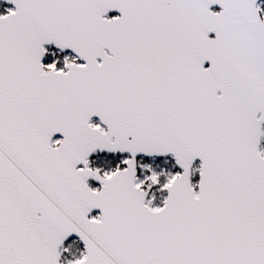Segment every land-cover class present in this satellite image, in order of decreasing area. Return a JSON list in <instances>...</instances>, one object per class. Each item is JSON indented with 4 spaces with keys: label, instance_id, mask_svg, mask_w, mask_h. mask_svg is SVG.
I'll return each mask as SVG.
<instances>
[{
    "label": "snow or ice",
    "instance_id": "obj_1",
    "mask_svg": "<svg viewBox=\"0 0 264 264\" xmlns=\"http://www.w3.org/2000/svg\"><path fill=\"white\" fill-rule=\"evenodd\" d=\"M0 9V264H264V0Z\"/></svg>",
    "mask_w": 264,
    "mask_h": 264
}]
</instances>
